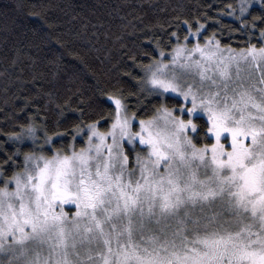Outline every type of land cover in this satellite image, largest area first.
<instances>
[{"label": "snow or ice", "instance_id": "snow-or-ice-1", "mask_svg": "<svg viewBox=\"0 0 264 264\" xmlns=\"http://www.w3.org/2000/svg\"><path fill=\"white\" fill-rule=\"evenodd\" d=\"M254 9L240 0L239 26L227 29L243 47L215 31L201 42L217 25L186 20L183 42L173 32L170 50L157 40L158 54L133 57L130 109L118 90L85 95L62 58L47 56L60 37L22 51L13 7L0 5V44L12 64L43 63L33 79L56 106L33 101L20 130H5L0 264H264V0ZM15 10L25 11L20 0Z\"/></svg>", "mask_w": 264, "mask_h": 264}, {"label": "trees", "instance_id": "trees-1", "mask_svg": "<svg viewBox=\"0 0 264 264\" xmlns=\"http://www.w3.org/2000/svg\"><path fill=\"white\" fill-rule=\"evenodd\" d=\"M16 2L0 0V5L13 7L10 15L16 19L17 35L11 39L24 45L22 51L34 53V49L27 48L28 40L38 41L48 33L60 37L62 43L49 40L47 56L62 58L68 70L82 82L85 95L91 94L92 86L118 90L132 101L130 109L137 107L132 86L138 81L132 73L139 71V61L134 62L133 57L139 55L142 59L146 47L158 54L157 40L168 46L166 51L170 50L175 43L173 32H177L183 42L188 27L186 20L193 24L205 22L206 27L217 25L199 37L201 42L215 31L233 47L244 46L242 40L235 38L238 33L232 40L226 39L227 29L234 23L239 26L236 17L240 15V0H20L25 11L15 10ZM254 2L257 9L253 10V16H258L259 0ZM31 8L47 19L28 15L26 9ZM233 10L234 15H228ZM253 16L248 17L249 25ZM38 25L42 30L33 34L32 29ZM177 25L185 31H180ZM220 28L225 29L223 34ZM12 52L10 46L5 48L0 44V152L3 153L11 147L5 130H20L21 121L36 111L33 101L42 107L56 108L46 103L50 85L33 79L36 72L45 70L43 63L33 68L28 56L21 55L18 62L12 64ZM146 106L151 109L154 104ZM50 115L53 121L62 119L54 111Z\"/></svg>", "mask_w": 264, "mask_h": 264}, {"label": "rangeland", "instance_id": "rangeland-1", "mask_svg": "<svg viewBox=\"0 0 264 264\" xmlns=\"http://www.w3.org/2000/svg\"><path fill=\"white\" fill-rule=\"evenodd\" d=\"M197 39V38H196ZM193 42H195V40H193ZM73 211H74V209H73Z\"/></svg>", "mask_w": 264, "mask_h": 264}]
</instances>
